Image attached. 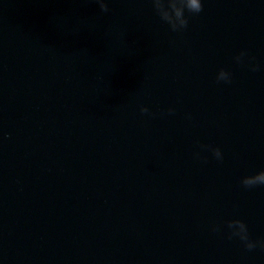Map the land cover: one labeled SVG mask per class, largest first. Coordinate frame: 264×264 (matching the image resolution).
Wrapping results in <instances>:
<instances>
[{
  "label": "water",
  "instance_id": "water-1",
  "mask_svg": "<svg viewBox=\"0 0 264 264\" xmlns=\"http://www.w3.org/2000/svg\"><path fill=\"white\" fill-rule=\"evenodd\" d=\"M107 3L0 0V264H264V0Z\"/></svg>",
  "mask_w": 264,
  "mask_h": 264
},
{
  "label": "clouds",
  "instance_id": "clouds-1",
  "mask_svg": "<svg viewBox=\"0 0 264 264\" xmlns=\"http://www.w3.org/2000/svg\"><path fill=\"white\" fill-rule=\"evenodd\" d=\"M103 13L110 11L107 0H95ZM155 15L159 20L167 25L168 29L175 34H183L189 27L191 17L200 15L204 10L205 0H150ZM237 65L246 66L250 71L260 70V65L254 62L247 51H240L233 57ZM233 74L227 69H220L216 75L217 83L231 84ZM175 109L169 108L167 114L172 115ZM140 112L144 115H152L147 107H141ZM163 115V114H162ZM201 150L210 151L216 160L224 159L220 148L211 145H200ZM196 159H200V152L194 154ZM244 188L251 189L258 186H264V171L255 175L244 177L241 180ZM226 234L229 240L238 239L247 251H253L257 248L264 250V240H253L250 237L248 226L239 219L226 222ZM212 231L220 233L223 231L221 225H213Z\"/></svg>",
  "mask_w": 264,
  "mask_h": 264
}]
</instances>
